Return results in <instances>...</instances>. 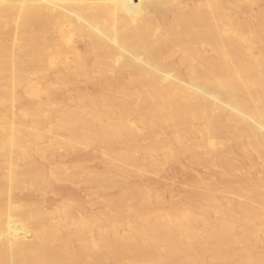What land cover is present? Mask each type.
I'll list each match as a JSON object with an SVG mask.
<instances>
[{"label": "bare ground", "instance_id": "obj_1", "mask_svg": "<svg viewBox=\"0 0 264 264\" xmlns=\"http://www.w3.org/2000/svg\"><path fill=\"white\" fill-rule=\"evenodd\" d=\"M0 264H264V0H0Z\"/></svg>", "mask_w": 264, "mask_h": 264}, {"label": "rangeland", "instance_id": "obj_2", "mask_svg": "<svg viewBox=\"0 0 264 264\" xmlns=\"http://www.w3.org/2000/svg\"><path fill=\"white\" fill-rule=\"evenodd\" d=\"M135 1H137V0H135ZM144 1H147V0H144ZM192 1H194V0H192ZM14 30H15V25L13 24L7 29L6 32L10 36H12ZM98 157H99L98 152L94 148L85 149V150L80 149V150H76L71 155H69L68 158H66L67 160L65 162L66 163H70V162L73 163V162L86 160V161H91L90 166L92 168H98L99 164H98V162H96ZM174 165L175 164H171V167H169L170 165H167L168 168L165 167L162 171L163 173H160L161 175H159L158 177H155V178L151 177L153 180L155 179V182L153 181L154 182L153 183L151 181L152 179H150L149 183H152V185L155 186L160 191H163L164 187L167 189V187H169V186H167V184L170 185V187H171V185H173L172 188L174 187V185H176L175 186L176 188L174 187L169 192H172L173 195H175V194L178 195L179 192L181 193L183 188L187 187V186H182V184L185 185L186 182H188L187 184H189V181H191L192 178L190 176H187L188 173L190 175H191V173L190 172L187 173L186 170H188V169L182 168V165L178 169L176 166H180V165H175L176 168H174ZM184 167H185V165H184ZM47 168H48V165H45L44 169L47 170ZM179 169H181L180 172H182L184 170L183 172L184 173L186 172V175L185 174L181 175V173L178 172ZM160 176L164 179H162L163 181L159 180L161 183L159 182V184H158L157 182H158V178ZM181 176L185 177V178L184 177L182 178L183 181L180 178ZM149 178H147V180ZM187 178H191V179H187ZM159 179H161V178H159ZM162 182H164V183L166 182V184L163 183L166 186L163 187ZM181 182H183V183H181ZM144 183L149 184L148 182H145V181H144ZM178 186L181 189L180 188L178 189ZM168 190H169V188H168ZM174 192H176V193L174 194ZM60 199H65L72 204V206L70 208V212L72 214H75V215H84V214H87L89 212H95L98 209L97 203L94 200L88 199L86 194L83 191H80V189L78 191L77 188H72L70 185H68L66 183H59V184H55V185L51 186V188L48 189L41 196H37V195H35V193L28 191V190H24V191L11 190L9 192L6 200L10 206H14L17 203L30 204V205L36 203L43 210L50 212V211L54 210L57 202ZM10 218L11 219H13V218L17 219L18 213L17 212H11ZM5 220H7V217H5ZM13 225H16V223H13ZM32 226L33 225L30 224L29 228H31V229L34 228Z\"/></svg>", "mask_w": 264, "mask_h": 264}]
</instances>
